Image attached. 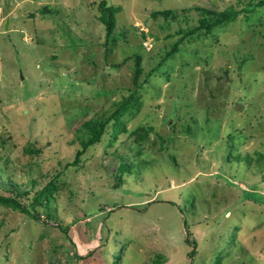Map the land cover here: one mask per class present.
<instances>
[{"label": "rangeland", "instance_id": "obj_1", "mask_svg": "<svg viewBox=\"0 0 264 264\" xmlns=\"http://www.w3.org/2000/svg\"><path fill=\"white\" fill-rule=\"evenodd\" d=\"M249 1L106 0L118 33L106 46L99 0H0V194L38 216L0 204V264H264V179L255 162L232 160L264 152V6L182 42L169 80L136 87L125 59L137 48L142 82L176 31L197 24V7ZM168 8L178 19L151 15ZM134 87L127 131L113 139L109 124L71 165L82 121ZM50 180L53 218L29 205Z\"/></svg>", "mask_w": 264, "mask_h": 264}, {"label": "trees", "instance_id": "obj_2", "mask_svg": "<svg viewBox=\"0 0 264 264\" xmlns=\"http://www.w3.org/2000/svg\"><path fill=\"white\" fill-rule=\"evenodd\" d=\"M264 6V0H255L249 1L245 6H242L239 10H235L232 7L223 8L220 11L210 10L208 8L197 7L196 10L199 13V18L197 19V24L193 26H188L187 28H180L176 31V33L180 34L179 37L171 42L169 46L162 52L161 57L156 62L155 66L151 68L146 74L142 82H139V77L143 73V69L140 66L141 54L137 48L131 50L130 55L125 56V59L133 58L134 60V69L132 72V83L136 87H143L151 77L160 78V79H170V72L173 68V62L175 54L181 53L183 48L181 47L182 42L190 41L193 38H212L215 35V32L221 31V28L234 21L239 14H243L246 19L249 18V13L255 12L258 8ZM97 8L99 11L98 19L104 26V43L107 44L111 41H114L118 38V33L115 32L116 28V18H115V8L108 5L106 0H99L97 4ZM152 17L156 18L157 16H161L163 18V22L168 24L170 20L178 19L179 14L176 9H161L155 10L151 13ZM165 27H168L166 25ZM121 37H124V34L121 33ZM142 38H144L143 32H140ZM206 57V56H205ZM204 57V58H205ZM206 59V58H205ZM115 64V63H114ZM134 88L128 89L126 94H123L122 97L118 101H114L109 110L103 111L101 113L97 112L92 117L82 121L79 128L76 129L77 138L79 140L80 147L76 149L74 153V159L70 163L71 165H76L80 160V155L84 153V151L96 144L99 143L104 134H106L107 126L111 124L113 139H116L117 132L116 131H127L123 120L125 114L132 112V109H139L141 106V99L138 94V90ZM181 106V105H180ZM187 108V107H186ZM175 119H181L179 114L173 115ZM192 120L196 122V117L193 115ZM182 120V119H181ZM184 121L181 123L184 131L188 134L193 131L194 122ZM181 122V121H180ZM231 124H227V129ZM147 128L152 129L151 126L141 127L143 133L139 134L136 138L141 141L147 135ZM241 128L237 129L236 132L228 129L227 135L229 140L239 139L243 133H239ZM135 131V130H134ZM133 131L131 132V134ZM163 139V138H162ZM4 143V139H1L0 145ZM235 145V144H234ZM236 147V146H235ZM32 151V149H28ZM140 151V150H139ZM139 153V152H138ZM233 152H228L226 158L228 161L233 160L234 163H238L243 165L245 168L247 166L252 167L255 163V166L252 168L256 169L261 179H264V152H255V155L245 153L243 156L240 154H234L233 157L236 159H232ZM255 162V163H254ZM254 163V164H253ZM134 163H126L125 161L119 165V170L121 173L130 172L131 166ZM252 165V166H251ZM222 169V168H220ZM121 177H119L120 179ZM258 182H255L254 187H257ZM55 187L54 181L50 180L45 183L42 188L37 190L33 197L32 201L29 204L30 207L37 210L35 208L36 205L43 207L44 212L47 217L53 218V214L51 213L50 203L53 200L52 191ZM0 204L9 206L19 212L30 216L31 218L37 219L38 216L30 212V209L24 205H22L16 198L10 195H1L0 194ZM186 224V223H185ZM190 243L196 244L195 239L190 241ZM196 253L195 248L190 250L188 255H193ZM156 262L155 264H157ZM216 264H220V260L215 262Z\"/></svg>", "mask_w": 264, "mask_h": 264}, {"label": "water", "instance_id": "obj_3", "mask_svg": "<svg viewBox=\"0 0 264 264\" xmlns=\"http://www.w3.org/2000/svg\"><path fill=\"white\" fill-rule=\"evenodd\" d=\"M8 21H9V18L7 17V18L5 19V23H4V28H5V29H7Z\"/></svg>", "mask_w": 264, "mask_h": 264}]
</instances>
